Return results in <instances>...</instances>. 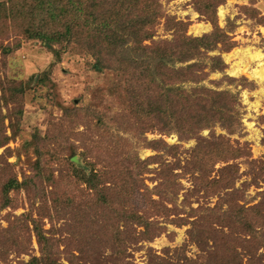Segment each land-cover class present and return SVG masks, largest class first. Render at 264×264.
I'll list each match as a JSON object with an SVG mask.
<instances>
[{"label": "rangeland", "instance_id": "rangeland-1", "mask_svg": "<svg viewBox=\"0 0 264 264\" xmlns=\"http://www.w3.org/2000/svg\"><path fill=\"white\" fill-rule=\"evenodd\" d=\"M73 1L0 0V264H264V0H140L145 45L218 34L196 85L232 127L194 134L136 118L134 2Z\"/></svg>", "mask_w": 264, "mask_h": 264}, {"label": "trees", "instance_id": "trees-1", "mask_svg": "<svg viewBox=\"0 0 264 264\" xmlns=\"http://www.w3.org/2000/svg\"><path fill=\"white\" fill-rule=\"evenodd\" d=\"M106 0H101V4L106 5ZM134 5V17L133 19H128V23L131 27H128L126 21L123 22L124 26L119 30V35L115 37L124 41L125 38L133 39L135 48L134 53H140L146 59L145 62H138L137 60H132L134 69H137L138 75L140 77L147 79L148 88L145 92L147 97L143 99L139 96L138 102H136L137 109H135L136 118L138 121L148 118L153 124H160L163 131L176 130L181 133H191L197 132L202 129L210 128L216 123L226 129H231L232 121L230 113L227 111L226 104L223 102L227 101V94L223 91L208 90L197 86V83L202 82V78L195 71L198 68H205V59L200 57V53L197 54L198 50H213L211 46V40L218 37L215 32L204 35L202 37L192 38L184 33H177V37L174 38L172 42H159L153 43L152 45H145L146 41L153 42L155 37V27L154 20L157 18L156 14H150L143 16L140 9V0H132ZM70 0V3H73ZM108 2V1H107ZM115 5L119 0H115ZM75 3V2H74ZM207 5L210 8L211 0ZM74 5V4H73ZM118 9L111 11V15L118 18L119 16H125V9L121 3H118ZM58 9V8H57ZM62 13L63 9H61ZM81 12L79 10H75ZM202 13V12H201ZM57 16H53L56 18ZM121 17V18H122ZM118 20V19H117ZM104 25L108 24L105 20ZM151 25V27H149ZM67 32L72 30V26L66 25ZM154 26V27H153ZM129 29L127 32L126 29ZM35 35V34H34ZM221 38L216 40L217 44H225V49L230 46H226V35H221ZM38 37L51 41L54 38H50L49 35L40 33ZM214 37V38H213ZM108 38V37H107ZM222 45V44H221ZM229 45V44H228ZM106 50V51H105ZM105 51V53H104ZM113 52L111 49H101L99 52L102 53L101 56H106L107 53ZM100 54H98V58ZM212 59V58H211ZM217 60V66L214 67L215 70H223V63L221 58H214ZM194 62H191L193 61ZM185 64L179 69L167 68L170 63ZM190 62V63H189ZM101 60L97 59V66L100 65ZM121 63V61H119ZM99 64V65H98ZM201 71V70H200ZM189 83L191 88L189 91L185 90L183 84ZM134 94L135 91H132ZM138 97V96H137ZM230 103V102H228ZM140 107H142L140 109ZM229 116V118H227ZM111 183H105V186L110 187ZM5 207V206H4ZM37 229V227H35ZM37 241L42 245V236L37 232ZM34 260V259H33ZM37 260V259H35ZM33 262V261H32ZM30 262L29 264H33ZM72 263V262H70Z\"/></svg>", "mask_w": 264, "mask_h": 264}, {"label": "bare ground", "instance_id": "bare-ground-1", "mask_svg": "<svg viewBox=\"0 0 264 264\" xmlns=\"http://www.w3.org/2000/svg\"><path fill=\"white\" fill-rule=\"evenodd\" d=\"M247 55H249V57L251 58H259V60L264 59V55L260 54V53H256V54H250L249 50L246 51ZM262 64V63H261ZM262 66V65H261ZM262 68V67H261ZM245 71H247V69H244ZM254 76L255 78L259 79V80H264V70H258L254 72Z\"/></svg>", "mask_w": 264, "mask_h": 264}]
</instances>
